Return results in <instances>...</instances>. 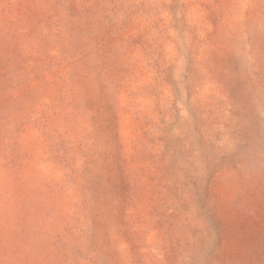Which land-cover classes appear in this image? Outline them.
I'll list each match as a JSON object with an SVG mask.
<instances>
[{"label": "rangeland", "instance_id": "1", "mask_svg": "<svg viewBox=\"0 0 264 264\" xmlns=\"http://www.w3.org/2000/svg\"><path fill=\"white\" fill-rule=\"evenodd\" d=\"M0 264H264V0H0Z\"/></svg>", "mask_w": 264, "mask_h": 264}]
</instances>
